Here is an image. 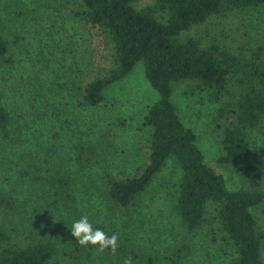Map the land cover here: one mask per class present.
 <instances>
[{"label":"trees","instance_id":"obj_1","mask_svg":"<svg viewBox=\"0 0 264 264\" xmlns=\"http://www.w3.org/2000/svg\"><path fill=\"white\" fill-rule=\"evenodd\" d=\"M70 1L73 15L97 28L111 49L110 68L85 84L80 93L83 104L99 106L105 91L127 77L137 63H141L145 80L157 93L156 101L142 118V126L149 130L146 162L131 177H107L100 188L101 195L127 219L120 231L113 222L94 226L109 236L118 235L115 252L98 250L94 258L81 260L78 247L59 250L61 239L67 246L72 243L74 237L66 230L83 214L55 192L48 204L50 210L43 213L47 220L44 224L39 225L37 220L28 224L22 219L28 226L12 231L0 220V264H56L57 255L70 264H123L128 257L132 264H184L188 240L204 228L209 229V241L223 257L222 264H264V233L252 214L256 209L264 216V192L246 137L247 131L264 124V26L251 34L253 39L224 28L221 36L189 34L191 28L214 18L227 25L250 14L259 15L264 0H146L144 4L143 0ZM9 63L10 49L0 35V67ZM180 84H185L184 94L203 95L217 104L212 118V131L219 145L216 162L235 172L244 187L229 190L222 175L205 163L194 131L182 123L172 102L173 88ZM12 117L0 94V136L10 147L6 148L8 164L21 184L26 177L39 180L31 175L35 163L25 158L28 152L24 146L34 144L38 153L48 158V149L43 152L39 142L46 131L27 132L22 126L18 129L23 133L22 140L17 145L18 140L10 136ZM71 148L70 163L79 165L76 176L82 173L81 177L87 178L82 184L90 197L93 174L84 167L96 151L82 138L75 139ZM169 163L179 170L169 209L178 218L185 237L178 247L163 255L150 245L143 248L148 238L143 239L132 221V211L137 208L136 200ZM70 180L62 172L56 177V188L69 199L71 194H66V188L69 192L73 184ZM6 191L0 188V217L24 207ZM30 206L38 213L35 205ZM111 217L122 219L114 214Z\"/></svg>","mask_w":264,"mask_h":264},{"label":"rangeland","instance_id":"obj_2","mask_svg":"<svg viewBox=\"0 0 264 264\" xmlns=\"http://www.w3.org/2000/svg\"><path fill=\"white\" fill-rule=\"evenodd\" d=\"M145 2L143 0L142 4ZM73 8L70 0H0V35L7 41L12 56V63L0 67V94L14 119L9 127L10 136L18 140V145L23 135L18 131L20 127L26 126L27 132L44 130L45 135L39 142L43 152L48 149L49 154L48 158L45 153L41 155L34 144L24 146L28 152L25 158L35 163V172L31 175L39 180L26 177L21 184L16 171L8 164L9 144L0 136V188H5L16 203L24 204L19 211L0 217L12 231L24 229L35 220L39 225L47 222L43 213L50 210L48 204L54 200L55 192L86 215L93 228L97 223L113 222L120 231L127 219L101 195L100 188L104 187L107 177H131L146 162L149 130L142 126V118L156 101L157 93L145 80L141 63H137L127 77L105 91L104 101L99 106L83 104L80 93L85 84L103 76L110 68L111 49L97 28L73 15ZM259 15L250 14L225 26L214 18L191 28L189 34L219 36L224 28L253 39L251 34L258 33L264 26V10L259 11ZM256 17L260 18L256 21ZM184 90L185 84L174 86L172 102L182 123L194 131L205 163L222 175L229 190L244 187L235 172L216 162L219 145L212 131V118L217 104L203 95H186ZM246 137L252 161L261 176L260 189L264 192V124L247 131ZM77 138L85 140L96 151L94 157L85 161L88 167H84L93 174L90 197L82 184L87 178H82V173L76 176L79 165L70 163L71 143ZM60 172L73 182L69 192L66 188L70 199L56 188ZM178 179V168L169 163L148 191L136 200L137 208L132 211V221L143 239L148 238L143 248L148 249L150 245L163 255L178 247L185 237L168 203ZM30 205H35L38 213H34L35 208ZM112 214L122 219L115 220ZM252 214L264 233L263 214L256 209ZM70 228L66 230L69 233ZM209 239L208 228L189 239L183 263L222 264L223 257L216 253L215 244ZM57 244L59 250L78 247L81 260L94 258L98 252V246H80L75 238L68 246L64 239ZM262 254L264 260V249ZM55 263L70 264L60 255Z\"/></svg>","mask_w":264,"mask_h":264},{"label":"clouds","instance_id":"obj_3","mask_svg":"<svg viewBox=\"0 0 264 264\" xmlns=\"http://www.w3.org/2000/svg\"><path fill=\"white\" fill-rule=\"evenodd\" d=\"M70 234L80 246L98 245L99 251L110 249L112 252H115L118 246L117 241L119 237L117 234L113 233L109 236L101 229H94L86 215L73 222ZM123 264H132L131 257L126 258Z\"/></svg>","mask_w":264,"mask_h":264}]
</instances>
